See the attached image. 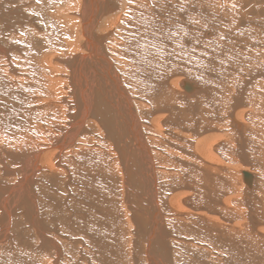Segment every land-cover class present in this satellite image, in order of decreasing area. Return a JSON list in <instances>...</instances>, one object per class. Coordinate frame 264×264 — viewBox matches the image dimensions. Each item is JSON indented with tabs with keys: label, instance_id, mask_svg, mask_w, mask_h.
<instances>
[{
	"label": "bare ground",
	"instance_id": "bare-ground-1",
	"mask_svg": "<svg viewBox=\"0 0 264 264\" xmlns=\"http://www.w3.org/2000/svg\"><path fill=\"white\" fill-rule=\"evenodd\" d=\"M0 264H264V0H0Z\"/></svg>",
	"mask_w": 264,
	"mask_h": 264
}]
</instances>
